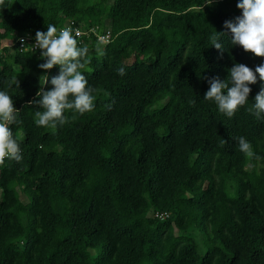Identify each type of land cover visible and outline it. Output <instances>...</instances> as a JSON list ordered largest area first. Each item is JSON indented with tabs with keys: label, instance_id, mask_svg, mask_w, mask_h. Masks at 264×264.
Wrapping results in <instances>:
<instances>
[{
	"label": "trees",
	"instance_id": "obj_1",
	"mask_svg": "<svg viewBox=\"0 0 264 264\" xmlns=\"http://www.w3.org/2000/svg\"><path fill=\"white\" fill-rule=\"evenodd\" d=\"M238 2L5 0L0 41L14 45L0 56V91L18 109L9 127L22 160L0 166V264H264V119L248 111L264 82L256 74L232 117L204 99L208 79L264 63L231 44L224 21L242 15ZM70 22L85 31L78 46L89 47L81 72L94 110L38 126L44 109L27 102L39 99V75L51 90L60 67L39 68L45 59L18 38ZM91 28L110 40L98 43Z\"/></svg>",
	"mask_w": 264,
	"mask_h": 264
},
{
	"label": "clouds",
	"instance_id": "obj_2",
	"mask_svg": "<svg viewBox=\"0 0 264 264\" xmlns=\"http://www.w3.org/2000/svg\"><path fill=\"white\" fill-rule=\"evenodd\" d=\"M204 3L211 5L213 0H204ZM0 6H2L0 8L7 7L5 0H0ZM236 6L242 10V15L235 17V22L224 21V27L232 33L231 44L239 45L244 51L258 57H264V0H239ZM195 10L203 11V8L199 5ZM73 31L72 28L65 27L58 32L53 24H48L46 32L35 33V44L32 50L35 52L36 49H40V52H37L46 61L38 67L45 70L51 69L54 65L60 67L59 74L52 77L50 81L53 85L52 89L44 90L42 86L48 83V80L45 76H41L43 77V80L41 81L40 77L39 81L41 88L35 94L39 99L27 102L28 105H38L44 109L42 112L35 113L37 117L35 123L38 126L56 128L58 125L69 123L70 118L64 114L66 110L74 112L71 120L75 119V114L83 115L94 110V89L88 86V80L81 72L85 63L91 62L88 59L89 47L78 46L77 37L81 33L76 30L74 35ZM210 39L211 45L216 49H224L216 35ZM117 72L120 76L126 74L124 67L117 69ZM256 74L259 75L260 81L264 82V63L256 66L255 71L244 64L237 63L230 68L228 73L230 80H221L218 76L208 79L209 88L204 94V99L214 101L221 113L232 117L247 103L251 92L249 85L257 82ZM13 84L18 88L19 81L15 78L9 82V87ZM254 100V105L248 111L257 119H264L262 115L264 114V85ZM17 112L18 109L13 106L12 96L5 91H0V166L4 165L6 159L16 162L22 160L20 145L9 127L16 123ZM238 146L246 157L255 156L251 143L244 137L238 138Z\"/></svg>",
	"mask_w": 264,
	"mask_h": 264
},
{
	"label": "built area",
	"instance_id": "obj_3",
	"mask_svg": "<svg viewBox=\"0 0 264 264\" xmlns=\"http://www.w3.org/2000/svg\"><path fill=\"white\" fill-rule=\"evenodd\" d=\"M68 27H70V28H72L74 30L73 31L74 35H75V31L78 30L81 33V35L79 37H81L84 34V32H85V31L82 30L81 27L73 26V22H70ZM91 30L94 32L97 41H99V42H101V41L108 42L110 40V32H109V30H107L104 33H98L96 31V28H91ZM79 37H77V40L79 39ZM1 43H2V40L0 41V55L5 53V51H3V48H8L9 51H11L12 48H13V45H14V42L12 40H10L9 43H4V44L3 43L1 44ZM34 44H35V33H34V35L32 33H30V34H26L25 36H20L18 38V47L19 48L20 47L24 48V50H29V51L33 52L32 49H33V45ZM37 51L40 52V49H36L35 50V52H37ZM152 214H153V216L155 218L160 219V220H163L166 217H168V212L156 211V212H152Z\"/></svg>",
	"mask_w": 264,
	"mask_h": 264
},
{
	"label": "rangeland",
	"instance_id": "obj_4",
	"mask_svg": "<svg viewBox=\"0 0 264 264\" xmlns=\"http://www.w3.org/2000/svg\"><path fill=\"white\" fill-rule=\"evenodd\" d=\"M9 42H10L9 39H7V40H2V43H3V44H4V43H9ZM2 43H1V44H2ZM98 46H99L98 49H100L101 45L98 44ZM40 77H41V75H39V79H40ZM21 199H22L23 201H26L24 195H22V194H21ZM176 232H178V230H175V233H176ZM191 232H192L191 234L194 236V238H195V240H196V242H197V244H198L199 252H200L201 254H203V252H204L205 249H206V245H205V243H204L202 233H201L196 227H195V228H192V229H191ZM142 264H147V262H143Z\"/></svg>",
	"mask_w": 264,
	"mask_h": 264
}]
</instances>
